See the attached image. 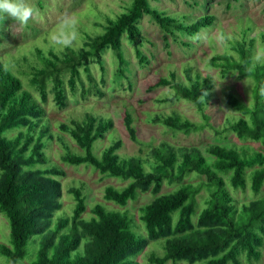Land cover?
Segmentation results:
<instances>
[{"label": "trees", "instance_id": "1", "mask_svg": "<svg viewBox=\"0 0 264 264\" xmlns=\"http://www.w3.org/2000/svg\"><path fill=\"white\" fill-rule=\"evenodd\" d=\"M149 1L133 0L127 12L115 18L106 17L103 32L88 37L84 49L75 51L67 47L59 54L37 49V63L30 64L29 72L21 74L26 83L0 61V215L9 222L10 228L8 242H0V255L5 259L0 264H140L137 258L145 250L147 240L134 230V220L128 212L107 211L96 205L92 218H83L87 197L80 186L70 190L75 201L72 215L57 216L63 209L59 178L66 173L44 153L45 140L52 139L53 135L41 103H46L52 94L55 105L66 108L69 95L75 96L78 86L83 85L82 73L96 86L90 62L96 60L103 68L102 53L107 49L117 52L118 72L122 76L123 38L136 48L139 46V23L145 15L152 16L166 33L178 32L191 37L199 36L216 21L215 16L206 15L187 23L152 8ZM261 41L264 50V34ZM254 46V39L248 44L239 43L236 47L239 60L232 56L214 57L211 66H222L224 77L229 72H238L253 79L252 108L232 104L231 98H227L232 107L251 117L250 120L236 119L231 130L241 139L264 145V62L253 61ZM185 77L184 81L172 72L155 87L173 88L174 97L194 104L207 126L214 130L205 109V99L214 89L213 79L199 73L193 76L191 69L185 71ZM97 95L103 96L101 92ZM150 122L184 133L201 128L176 112L155 114ZM125 126L131 139L137 141L134 118L128 112ZM58 127L80 150L73 151L65 137H59L66 151L63 162L91 166L105 176L130 181L121 190L107 187L106 200L126 207L140 192L154 195V200L141 208L140 218L150 240H163L165 252L163 256L152 253L148 263L243 264L245 259L251 264L261 260L264 199L237 206L224 177H229L235 191L246 190L249 180L252 192L259 195L264 187L263 152L213 145L207 149L212 157L209 160L200 149L178 148L164 142L152 148L151 158L144 162L141 158H122L118 154L121 141L100 156L95 154L96 142L114 127L109 117L87 113L83 119L60 123ZM193 173L207 180L203 187L209 197L200 214L197 195L202 186L182 185L170 194L161 195L165 181L181 183Z\"/></svg>", "mask_w": 264, "mask_h": 264}, {"label": "rangeland", "instance_id": "2", "mask_svg": "<svg viewBox=\"0 0 264 264\" xmlns=\"http://www.w3.org/2000/svg\"><path fill=\"white\" fill-rule=\"evenodd\" d=\"M149 2L152 8L187 23H193L206 15L215 16L216 21L199 36L191 37L178 32L173 35L166 33L152 16L145 15L139 23L141 41L138 49L126 37L123 38L121 51L125 63L122 66V76L118 72L120 62L117 52L107 49L102 53L103 68L96 60L90 62L96 86L82 73L83 85L78 86L75 96L69 95L66 108L59 109L52 94H49L46 103H41L53 135L52 139L45 140L44 153L51 163L59 165L66 173L59 178L62 184L63 209L57 216L72 215L75 201L70 190L80 186L87 197V211L83 218L91 219L92 209L96 205L103 206L107 211L128 212L134 220V230L147 240L145 250L137 258L140 264H150L148 256L152 253L163 256L165 252L163 240H150L140 218L141 208L151 203L154 195L151 192H140L138 198L129 201L126 207L106 200L104 195L107 187L113 186L121 190L130 181L105 176L91 166H72L63 162L62 156L66 151L59 137H65L73 151L80 150L74 140L59 129L60 123L83 119L87 113L113 119V129L95 144L94 152L97 156L117 141L122 142L118 150L122 158H141L144 162L151 158L152 148H157L164 142L178 148L200 149L209 160L212 157L207 149L213 145L235 147L238 150L248 148L264 153L261 142L241 139L231 130V124L236 119L250 120L251 117L245 111L232 107L227 98H231L232 104H244L250 108L254 103L253 79L238 72H229L224 77L222 66H211L214 57L232 56L239 60L236 47L239 43L248 44L252 39L255 40L254 50L251 52L253 61L264 62L261 41V35L264 34V0ZM29 3L34 8V14L28 24L20 25L10 17L0 23V61L13 73L19 74L25 83L27 80L21 74L28 73L30 64L37 63V49L44 53L51 50L59 54L67 47L75 51L86 48L88 37H95L103 32L105 18H115L127 12L133 0H29ZM187 69H191L193 76L199 73L202 77L210 76L214 81V89L205 99L206 113L214 130L207 126L194 104L174 97L173 88L155 87L161 78H168L172 72L185 81ZM99 92L103 96H98ZM33 94L38 98L35 92ZM127 112L134 118L137 141L131 139L126 129ZM174 112L200 125V130L184 133L150 122V117L155 114L170 115ZM224 179L237 206L250 205L264 199V187L259 195H254L249 180L246 190L235 191L230 185L229 177ZM206 183L205 177L193 173L187 175L181 183L165 181L161 195L170 194L182 185L202 186L197 195L200 214L209 197L207 189L203 187ZM198 214L194 218L195 224ZM9 235V222L0 215V242L6 244ZM261 252V260L251 264H264V246ZM242 261L243 264H249L245 259ZM0 262H5L1 255Z\"/></svg>", "mask_w": 264, "mask_h": 264}, {"label": "clouds", "instance_id": "3", "mask_svg": "<svg viewBox=\"0 0 264 264\" xmlns=\"http://www.w3.org/2000/svg\"><path fill=\"white\" fill-rule=\"evenodd\" d=\"M34 14L29 0H0V23L13 18L20 25H26Z\"/></svg>", "mask_w": 264, "mask_h": 264}]
</instances>
